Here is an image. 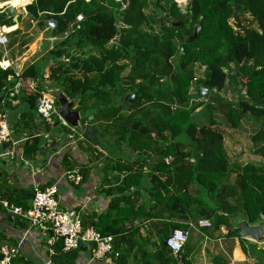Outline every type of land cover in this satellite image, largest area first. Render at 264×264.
Returning <instances> with one entry per match:
<instances>
[{
	"label": "trees",
	"instance_id": "obj_1",
	"mask_svg": "<svg viewBox=\"0 0 264 264\" xmlns=\"http://www.w3.org/2000/svg\"><path fill=\"white\" fill-rule=\"evenodd\" d=\"M28 2L23 3L27 15L39 28L49 22L54 25L51 33L58 40L46 58L53 65L46 78L42 65L28 66L17 94L13 72L0 68V102L20 97L34 116L41 92L60 87L68 98L78 101L81 124L97 129L95 146H102L105 136L114 137V145H125L140 167L147 165V156L157 157L150 165L157 172L149 174L156 183L151 191L156 202L159 195L178 209L182 198L170 193V186L183 185L186 174L187 183H195L209 196V200L204 198L208 210L202 214L213 219L215 228L228 227L230 219L238 215L251 223L262 220L261 216L264 221V164H246L229 190L222 186L229 158L217 122L231 129L245 116L263 121L251 139L264 159V109L256 107L264 103V0H188L183 8L174 0ZM78 15L82 16L79 21ZM13 24L7 11L0 13L1 26ZM196 27H200L196 38L189 40ZM196 66L201 67L198 76ZM199 84L209 88L207 99L201 96ZM227 84L236 88L235 102L218 94ZM193 87L197 100L190 92ZM131 93L135 97L128 103L123 97ZM86 98H93L94 105H87ZM203 119L207 121L201 122ZM135 122L138 128L132 130ZM45 129H51L50 125ZM39 144L37 137L27 140L25 155L37 153ZM168 155L172 160L167 164L164 157ZM113 166L120 174L124 171L113 188L118 195L91 227L115 237L113 249L117 251L118 241L125 242L129 231L125 219L135 215V193L124 192L132 186L138 188L143 174L130 166L121 168L119 161ZM2 196L28 207L23 189L14 188ZM55 249L58 264H74L78 257V249L62 252L60 243ZM124 251L126 255L127 248ZM184 259L183 253L176 259L164 252L159 264H187ZM123 261L119 254L116 264Z\"/></svg>",
	"mask_w": 264,
	"mask_h": 264
},
{
	"label": "crops",
	"instance_id": "obj_2",
	"mask_svg": "<svg viewBox=\"0 0 264 264\" xmlns=\"http://www.w3.org/2000/svg\"><path fill=\"white\" fill-rule=\"evenodd\" d=\"M26 1L0 0V13L7 11L9 5H14L19 19L17 23L12 20V26L0 25L7 37L4 50L0 47V62H5L14 74L15 94L20 93L21 85H17V82H20L22 74L31 64L42 65L44 78L47 77L48 68L53 64L52 59H46L47 53L58 40L51 33L52 27L39 28L37 22L27 15L26 4L23 5ZM25 19H29V24L24 22ZM35 26L36 32H31ZM25 81L32 84L30 79ZM221 91L218 94L230 102L238 98L234 86L227 84L223 93ZM225 92H229L232 98H227ZM191 93L193 99L197 100L196 94ZM85 102L90 106L92 104L90 98H86ZM77 106L78 101H75L73 109L76 110ZM0 107L6 114L11 130L10 141L0 153V196L3 199L6 198L2 194L20 188L25 191L28 206L26 191L30 186L43 189L52 185L57 189L59 207L81 218L82 223L85 222L84 226H93L92 223L97 222L108 210L112 198L118 195L113 188L118 186L124 171L122 169L120 174L118 169L115 170V162L119 161L121 168L130 166L133 170H141L143 174L138 188L132 186L124 192L125 195L135 193L136 198L135 215L125 219L124 227L129 229L125 233L126 241H118L121 245L117 251L113 249L96 259L92 258L91 246L84 244L82 248L78 247V257L74 264H116L119 254L124 256L123 264H159V257L164 252L169 257L172 255L167 252L164 241L176 228L188 231V240L182 252L187 264H264V242L231 236L225 226L215 228L213 219L203 216L202 212L208 210L204 198L209 200V196H204L195 183H187L186 174L183 176V185L174 183L170 186V193L182 198L178 209L167 204L159 195L156 202L151 193L156 183L149 174L157 172L150 167L157 157L147 156V165L140 167L138 158L133 162L136 155L125 145H114V137L105 136L102 146H95L97 143H91L83 135L82 138L77 135L73 139L69 138V129L59 117L55 116L51 124L44 122L38 114H30L20 97L12 99L10 103H6V98L2 99ZM217 122L223 130V146L229 158L228 174L222 179V186H227L229 190L235 180L231 177L237 175L238 169L241 170L248 163L264 164V159L251 139L260 130L263 121L261 123L260 120L245 116L240 119L237 128L231 129L225 127L224 122ZM46 124L51 129H45ZM35 137L40 139L37 153L25 155V142ZM232 140L236 142L235 146L238 145L237 148L231 145ZM70 173L80 179L76 181L68 178ZM120 204L125 206L124 203ZM202 219L211 222L212 227L199 226ZM49 237V233L29 227L21 218L12 217L0 205V245L6 243L17 247L12 264H58L55 259L57 243L50 244ZM113 239L116 240L115 237ZM114 244L116 242L113 240V247ZM124 248H127L126 255Z\"/></svg>",
	"mask_w": 264,
	"mask_h": 264
},
{
	"label": "built area",
	"instance_id": "obj_3",
	"mask_svg": "<svg viewBox=\"0 0 264 264\" xmlns=\"http://www.w3.org/2000/svg\"><path fill=\"white\" fill-rule=\"evenodd\" d=\"M82 16L78 15L77 20H81ZM49 27H54L53 23H48ZM7 44L6 33L0 27V47L4 50ZM0 68L8 69L5 62H0ZM20 85V82H17ZM36 110L40 118L46 123L51 124L54 117L58 116V106L52 95L47 91L41 92L36 100ZM64 123V122H63ZM68 137L74 138V135L80 136L75 128L68 126ZM10 127L6 118V114L0 107V145L9 143L10 141ZM172 157L170 155L164 157L166 163H170ZM68 178L78 181L79 176L68 174ZM0 205L11 213L12 217H19L24 220L29 227L36 228L42 232L49 233V243L61 244L63 252H70L78 249L81 243L89 244L91 246L92 258H101L113 250V236L102 235L99 231L91 226L84 227L81 218L78 216H70V213L62 210L59 207V200L57 189L55 186H48L44 189H35L31 206L23 208L0 196ZM208 220H200L199 226H210ZM188 240V231L176 228L165 239V246L169 248L174 258L178 259L183 252L184 245ZM17 254V247L9 244L0 245V264H12L13 258Z\"/></svg>",
	"mask_w": 264,
	"mask_h": 264
},
{
	"label": "water",
	"instance_id": "obj_4",
	"mask_svg": "<svg viewBox=\"0 0 264 264\" xmlns=\"http://www.w3.org/2000/svg\"><path fill=\"white\" fill-rule=\"evenodd\" d=\"M8 13L11 15L13 22L17 23L18 14L15 11L13 6L7 7ZM178 25V23L176 24ZM200 27H196L193 31V34L189 37V40H193L196 38L198 30ZM200 90V94L203 98L207 99L209 95V88L203 84H199L198 86ZM47 92L53 96L54 100L58 104V116L62 120V122L68 124L70 127L75 128L78 132H81L82 135L91 141V143L96 144L97 141V130L95 128L90 127L88 124H81V114L78 110L73 109V105L75 99H69L68 96L63 92V90L58 88H49ZM134 93L128 94L125 96V101L128 103L133 102ZM128 106L125 105L124 109ZM257 108L264 109V103H260L256 105ZM138 126V123H133L132 129L135 130ZM7 146V143H3L0 145V153L3 152L4 148ZM35 189L33 186H30L26 191V199L28 206H31V201L34 196ZM72 216V214H70ZM262 220L251 223L245 217L240 215L235 216L230 219L229 226L226 227V230L232 233H235L238 236L251 240L253 242H264V221ZM84 246V243L80 244V248ZM166 250L169 254L171 251L166 247ZM172 257V255H171ZM1 258V256H0Z\"/></svg>",
	"mask_w": 264,
	"mask_h": 264
},
{
	"label": "rangeland",
	"instance_id": "obj_5",
	"mask_svg": "<svg viewBox=\"0 0 264 264\" xmlns=\"http://www.w3.org/2000/svg\"><path fill=\"white\" fill-rule=\"evenodd\" d=\"M175 2H176V4L180 7V8H183L185 5H186V3L188 2V0H174ZM12 6H14V5H12ZM19 6H22V5H19ZM16 7H18V6H16ZM147 10H151V6L147 9ZM29 16V15H28ZM27 17V16H26ZM30 17V16H29ZM24 22L26 23V24H29V19H25L24 20ZM35 28H36V26L34 27V28H32L31 30V32H36V30H35ZM29 29V28H28ZM50 29H52V28H50ZM73 53H75V52H73ZM175 60H176V58L174 59V58H172L171 59V61L172 62H175ZM53 65V64H52ZM51 66V65H50ZM200 70H201V67H197L196 66V70H195V72H196V76H198L199 75V72H200ZM199 86V85H198ZM194 90H195V87H193V88H191V91L192 92H194ZM190 91V92H191ZM222 93H223V90L221 91ZM225 95H226V97L227 98H232L231 96H230V93L228 92V93H226L225 92ZM123 99L125 100V96L123 97ZM90 100H92V106L94 105V99L93 98H90ZM100 100H102V99H100ZM125 106V105H124ZM124 106H122V108L124 109ZM126 110V109H125ZM124 110V111H125ZM137 123V122H136ZM133 125V124H132ZM132 125H131V128H132ZM235 141L234 140H232V142H231V145L233 146V147H235V148H237L238 147V145H236L235 146ZM234 169H235V167H234ZM238 172L240 171V169H238L237 170ZM237 171L235 170H233V172H235V173H237ZM236 176H235V174H233L232 175V177H231V179L233 180L234 178H235Z\"/></svg>",
	"mask_w": 264,
	"mask_h": 264
}]
</instances>
